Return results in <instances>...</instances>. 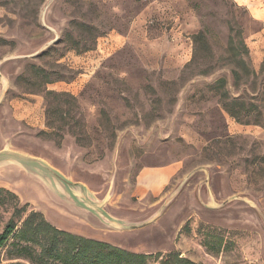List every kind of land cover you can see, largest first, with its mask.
<instances>
[{"label": "rangeland", "instance_id": "obj_1", "mask_svg": "<svg viewBox=\"0 0 264 264\" xmlns=\"http://www.w3.org/2000/svg\"><path fill=\"white\" fill-rule=\"evenodd\" d=\"M260 28L235 0H0V151L87 194L62 203L9 164L0 185L18 199L0 205V234L17 203L133 253L264 264V52L246 42ZM200 32L212 54L195 59ZM172 167L168 180L140 178ZM12 242L0 261L30 264Z\"/></svg>", "mask_w": 264, "mask_h": 264}, {"label": "trees", "instance_id": "obj_2", "mask_svg": "<svg viewBox=\"0 0 264 264\" xmlns=\"http://www.w3.org/2000/svg\"><path fill=\"white\" fill-rule=\"evenodd\" d=\"M195 59L198 52H208L212 54L211 47L207 41L206 34L203 32L194 36ZM241 61L246 62L243 56L249 55V49L242 41ZM247 66V64H244ZM250 73H254L253 70ZM46 80L48 75L44 71L37 73ZM237 78L240 77L236 73ZM48 82V81H46ZM226 80L218 81L215 89L225 88ZM221 100L225 111L237 121H241L242 111H237L236 107L240 104L238 100H231L227 92L221 94ZM243 110L247 109V115L251 116L250 109L245 104H241ZM256 124V123H255ZM17 195L7 189H0V205L17 200ZM14 204V211L7 222L3 233L0 234V250L3 249L10 239V244L17 255L30 264H199L187 258H182L178 253H169L162 256L150 254L133 253L107 243L91 240L88 238L73 235L63 231L49 221L45 215L39 211H27L26 207L20 208L17 203ZM26 214V217L24 215ZM24 217V218H23ZM19 223L21 226L19 227ZM38 248V249H37ZM0 264H3L0 261ZM24 264V263H8Z\"/></svg>", "mask_w": 264, "mask_h": 264}, {"label": "water", "instance_id": "obj_3", "mask_svg": "<svg viewBox=\"0 0 264 264\" xmlns=\"http://www.w3.org/2000/svg\"><path fill=\"white\" fill-rule=\"evenodd\" d=\"M9 164L10 166L14 165L15 167H19L20 169L26 170L28 173L32 174L36 178L41 179L45 184L51 183L56 189L57 186H60L64 190V192L62 193L64 194L63 198L67 199L69 197L70 200H72L76 205H79L80 207H82L83 205L80 204L79 201L87 202V194L83 191L80 186L71 187L60 175H58L55 171L49 169L47 165L42 163L40 160L20 155L9 150L0 151V169L6 167ZM46 179H48V181L50 182H47ZM74 193H76L77 195H75ZM55 195L58 196L57 193ZM117 224L123 230L129 231L131 229H142L150 223L147 222L137 225H129L118 222Z\"/></svg>", "mask_w": 264, "mask_h": 264}, {"label": "crops", "instance_id": "obj_4", "mask_svg": "<svg viewBox=\"0 0 264 264\" xmlns=\"http://www.w3.org/2000/svg\"><path fill=\"white\" fill-rule=\"evenodd\" d=\"M235 1L240 6L245 7L248 10L250 16L255 21H258L261 24L260 30L253 32V33L251 32L249 34L246 42H247L249 49L252 50L253 52L259 51V52L263 53L264 52V0H235ZM16 169H17V167H16ZM1 170H4V169H1ZM175 172H176V168H174V167L165 168V169H161V170H157V171H143L141 173L140 178L142 180V178H144V177H152L153 176V177H158L161 180L163 178L165 181L166 179L168 180L171 176H173V174ZM7 184L8 183H6V185H0V189L8 188ZM53 186L54 185H52L51 183L46 184V187H47L48 191L51 193V195L52 194L55 195L57 193L58 196L60 197V199L62 200V203H63L64 194H62V193L64 192V190L60 186H57V189ZM74 194L77 195L76 193H74ZM65 196H66V194H65ZM69 199L70 198L68 197L66 200L69 201ZM29 203H31V202H29ZM39 212L43 213L45 215V217L47 216L45 211L39 210ZM63 212H66V211H63ZM57 228H59V227H57ZM61 230L66 231L68 233L82 235L81 233H79V231L73 230V228L72 229L66 228V229H61ZM121 248H123V247H121Z\"/></svg>", "mask_w": 264, "mask_h": 264}]
</instances>
